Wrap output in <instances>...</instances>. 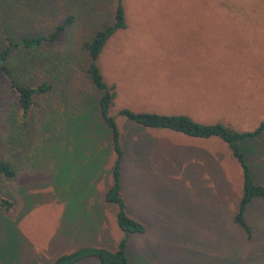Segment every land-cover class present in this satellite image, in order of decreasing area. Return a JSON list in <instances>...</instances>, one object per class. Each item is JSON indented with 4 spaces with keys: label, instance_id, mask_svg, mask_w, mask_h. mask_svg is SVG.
I'll return each mask as SVG.
<instances>
[{
    "label": "rangeland",
    "instance_id": "1",
    "mask_svg": "<svg viewBox=\"0 0 264 264\" xmlns=\"http://www.w3.org/2000/svg\"><path fill=\"white\" fill-rule=\"evenodd\" d=\"M110 1L18 3L42 9L31 24L36 32L47 31L67 14L75 22L49 49L58 59L57 77L52 93L36 102L41 108L32 118L22 159L15 162L19 172L10 181L0 178V197L12 203L0 218L15 234L9 250L2 238L0 255L6 259L0 264H51L85 245L114 250L122 237L115 207L103 201L113 153L95 109L99 92L85 73L88 58L80 47L109 21ZM123 7L126 26L105 43L97 67L116 93L109 113L122 150L120 196L127 215L145 227L143 235L129 238V263L264 264V201L246 208L247 237L232 221L242 179L226 145L144 128L116 115L127 108L186 115L238 132L254 129L264 120V0H123ZM215 20H221L219 28L212 26ZM184 21L210 26L177 27ZM191 30L204 33L196 37ZM187 67L197 72L187 78L199 80L201 98L168 99L166 90L179 96L183 87L184 76L171 72ZM14 100L0 77V136L5 107ZM50 110L56 114L48 116ZM91 119L102 131L99 136L88 131ZM42 122L53 130L37 132ZM48 140H55V147H46ZM251 141L246 140L250 170L255 183L264 185V136Z\"/></svg>",
    "mask_w": 264,
    "mask_h": 264
},
{
    "label": "trees",
    "instance_id": "2",
    "mask_svg": "<svg viewBox=\"0 0 264 264\" xmlns=\"http://www.w3.org/2000/svg\"><path fill=\"white\" fill-rule=\"evenodd\" d=\"M20 1L0 0V77L5 80L10 92L15 97V100L5 107L4 133L0 136V178L9 181L13 180L19 172L15 162L19 163V160L22 159L26 147L24 143H27L26 138H28V143L30 140L32 118L36 108H41L36 102L40 98L49 96L53 91L54 78L57 77L54 68L58 65V59L55 52L49 49L56 45L75 22L74 16L67 14L58 23L51 25L47 31L36 32L31 24L35 21L34 19L41 17L42 9L35 8L33 11L25 5H19ZM110 2H112V9L109 21L95 31L88 40L83 41L80 47L88 58L85 73L91 86L99 92L95 99V109L105 129L107 148L113 153V163L109 170L110 181L103 194V201L115 207V223L121 231L122 237L114 250L85 245L58 255L51 264H83L88 260L94 261L95 264H130L126 254L129 238L132 235L145 233V227L141 222L127 215L125 203L120 196L122 150L119 145V131L113 116L109 113L116 93L111 85H106L97 67V59L105 43L117 31L126 26L123 0H111ZM28 5L32 6L31 3ZM51 112L52 116L56 114V111L50 110L47 115L49 116ZM116 115L144 128L166 130L192 139H218L224 143L231 158L240 168L242 179L241 197L232 221L247 237L250 236V228L244 214L252 201H264V185L255 183L253 180L248 158L251 150L246 140L253 141L264 136V120L260 121L251 131L238 132L221 123L195 122L186 115L133 112L127 108L118 109ZM77 119L73 120L70 117L68 120L71 123H76ZM90 122L92 124H88V131L91 130L93 134L99 136L102 131L95 130L93 119ZM42 125L43 122L37 128V132L44 130V127L48 131L53 130L52 125L49 127L50 129L47 125L44 127ZM54 141L53 147H55ZM52 144L48 140L46 147H51ZM14 154H17L15 160L14 156L8 157ZM11 208L12 203L0 197V211H7ZM4 221L0 218V245L4 238L3 242L9 250L14 242L15 234L6 226L9 222L4 223ZM5 259L0 255L1 262H5Z\"/></svg>",
    "mask_w": 264,
    "mask_h": 264
},
{
    "label": "crops",
    "instance_id": "3",
    "mask_svg": "<svg viewBox=\"0 0 264 264\" xmlns=\"http://www.w3.org/2000/svg\"><path fill=\"white\" fill-rule=\"evenodd\" d=\"M210 21V20H209ZM195 22H201L200 25H198L197 27H195V25H193L192 21H184L181 22V25H177V27H186V28H204V27H208L210 25H207L208 21H195ZM216 28L220 27L221 24V20H215V21H211ZM220 32V29H217ZM196 37L202 36L204 31L203 30H191ZM199 48L197 45H193L192 46V51L193 53H195L196 51H198ZM171 73H175V75H183L184 77L181 78L179 81L182 82L183 87H178L179 88V96L178 93L174 90H172V88L166 90V92L168 93V99H176V100H185L186 102H189L188 100L190 99H199L201 98V95H199V93H201L200 91V84H199V80L196 78L193 79H188L187 76H193L195 74H197L196 71H193L191 69V67H187L186 71L184 69H178V70H173V72ZM204 72H201L200 74H203ZM195 77V76H194ZM163 92H161V94L163 95ZM203 98V97H202ZM186 104V103H184ZM189 105V104H188Z\"/></svg>",
    "mask_w": 264,
    "mask_h": 264
}]
</instances>
